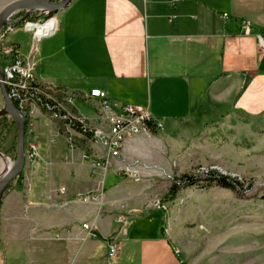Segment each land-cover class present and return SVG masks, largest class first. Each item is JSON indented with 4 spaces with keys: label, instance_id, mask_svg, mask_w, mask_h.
<instances>
[{
    "label": "crops",
    "instance_id": "0c3cea01",
    "mask_svg": "<svg viewBox=\"0 0 264 264\" xmlns=\"http://www.w3.org/2000/svg\"><path fill=\"white\" fill-rule=\"evenodd\" d=\"M53 18L57 30L38 45V82L94 128H110L103 99L91 95L98 89L113 112L143 107L162 129L127 139L121 159L98 167L101 146L31 105L26 147L39 157L3 198L0 264H183L157 211L152 230L141 228V213L155 208L143 184L122 176L123 161L162 162L181 124L264 110V0H72ZM107 174L121 179L107 187ZM109 239L119 246L111 260Z\"/></svg>",
    "mask_w": 264,
    "mask_h": 264
},
{
    "label": "rangeland",
    "instance_id": "374dc122",
    "mask_svg": "<svg viewBox=\"0 0 264 264\" xmlns=\"http://www.w3.org/2000/svg\"><path fill=\"white\" fill-rule=\"evenodd\" d=\"M59 11L42 14L35 10L27 15V10H20L8 21L57 19ZM33 17L37 18L32 20ZM5 40L17 43L20 52H27L32 33L16 26L6 33ZM3 105L0 92V110ZM174 131L167 143L168 154L161 163L123 161V165L136 168L138 176H130L123 168L122 176L143 184L138 187H143V193L150 198L149 206L155 208L141 213L144 219L141 228L145 224L147 232L152 230V213L157 211L159 222L164 219L166 235L183 264H264V110L256 114L232 112L201 129L189 123ZM0 154L12 163L17 158L16 127L9 115L0 116ZM1 168L0 161V172ZM210 171L236 178V188L210 182L207 179ZM183 174L197 181L181 187L172 196L173 179ZM119 179L107 174L105 185L108 187ZM17 181L18 178L13 180L5 195ZM124 216L120 214L118 223H126ZM113 243L117 257L119 246Z\"/></svg>",
    "mask_w": 264,
    "mask_h": 264
},
{
    "label": "built area",
    "instance_id": "2783aa9c",
    "mask_svg": "<svg viewBox=\"0 0 264 264\" xmlns=\"http://www.w3.org/2000/svg\"><path fill=\"white\" fill-rule=\"evenodd\" d=\"M146 1V0H142ZM181 0H170L175 4ZM7 21L5 30L0 31V56L3 59L4 80L7 85L9 95L21 112L29 114L31 105L43 108L51 117L61 120L68 131H79L90 136L92 142L102 147L105 152V159L97 161L96 166H107L111 158H120L122 155L123 143L127 139H132L140 134L151 133L161 124L155 121L148 109L135 105H123L119 113L111 110L106 100V93L95 89L91 95L103 99L105 118L110 124L108 131L97 129L91 126L86 117L69 113L64 104L53 94L51 89L42 86L37 79L38 68V45L40 41L52 35L58 28L57 21L47 25V21ZM247 34L251 31V24L248 21L243 23ZM16 26L32 33V40L28 55H23L16 43L6 42V33L13 31ZM44 26V27H43ZM39 27H43L39 32ZM260 47L264 50V39L260 37ZM27 159L32 162L39 157L38 149L31 145L26 151ZM124 171L132 177L138 176V170L129 164L124 165ZM86 201V197H83ZM83 227L88 230V234L96 236L89 223H83ZM110 259H114L117 248L112 241L108 242Z\"/></svg>",
    "mask_w": 264,
    "mask_h": 264
},
{
    "label": "water",
    "instance_id": "95a60500",
    "mask_svg": "<svg viewBox=\"0 0 264 264\" xmlns=\"http://www.w3.org/2000/svg\"><path fill=\"white\" fill-rule=\"evenodd\" d=\"M72 0H14L8 3L0 10V31L7 18H11L20 10H27V15L35 10L41 11L42 14L54 13L62 10ZM13 21V20H11ZM0 92L2 94L4 105L0 110V116L9 115L12 118L16 127V144H17V158L13 162L11 169L0 178V211L5 193L9 189L14 179L18 178L23 182L22 175L26 165V132H27V115L20 111L13 99L9 95L7 85L4 80L3 68L0 62Z\"/></svg>",
    "mask_w": 264,
    "mask_h": 264
},
{
    "label": "trees",
    "instance_id": "16d2710c",
    "mask_svg": "<svg viewBox=\"0 0 264 264\" xmlns=\"http://www.w3.org/2000/svg\"><path fill=\"white\" fill-rule=\"evenodd\" d=\"M43 17H45L44 15H42ZM35 18L37 17H33L32 20H35ZM0 62H1V66L4 65L3 63V59L0 56ZM207 179L210 182H216L217 184L223 186V187H227V188H236L235 184L238 183V180L236 178H230L228 176L222 175L216 171H210L207 172ZM197 178L188 175V174H183L178 178H174L173 179V185L171 187L170 193L172 196H175L178 191L180 190L181 187H185L189 184H193L196 183Z\"/></svg>",
    "mask_w": 264,
    "mask_h": 264
},
{
    "label": "bare ground",
    "instance_id": "6f19581e",
    "mask_svg": "<svg viewBox=\"0 0 264 264\" xmlns=\"http://www.w3.org/2000/svg\"><path fill=\"white\" fill-rule=\"evenodd\" d=\"M10 18H7V21L9 20ZM47 21H50L47 23V25H51L53 24L54 21L53 18L47 20ZM58 23V21H57ZM44 27V26H43ZM43 27H39V32L41 31V29ZM0 161H1V165H2V168H1V172H0V178L3 177L12 167L13 163L9 161V159H7L6 157H4L3 155L0 154Z\"/></svg>",
    "mask_w": 264,
    "mask_h": 264
}]
</instances>
